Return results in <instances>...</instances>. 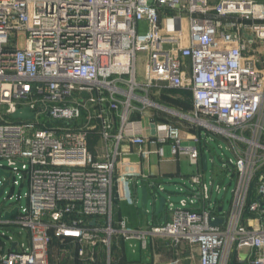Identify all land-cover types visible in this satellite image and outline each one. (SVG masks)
<instances>
[{"label": "built area", "instance_id": "2783aa9c", "mask_svg": "<svg viewBox=\"0 0 264 264\" xmlns=\"http://www.w3.org/2000/svg\"><path fill=\"white\" fill-rule=\"evenodd\" d=\"M152 89L191 91V110L159 104ZM23 107L34 119L11 121ZM152 109L178 115L186 129L133 119ZM210 134L235 156L223 162L235 177L227 211L204 179ZM93 135L105 143L100 158L89 147ZM166 149L198 170L191 193L166 197L163 222L147 230L115 221L119 202L135 205L137 180L148 177L126 157L161 162ZM0 160L10 174L2 187L14 188L19 172L29 184L26 208L0 204V264H52L53 241L67 239L81 264H112L117 235L144 246L147 235L186 243L199 264H231L234 254L241 264H264V3L0 0ZM150 189L155 199L165 191L154 182ZM10 227H20L17 240Z\"/></svg>", "mask_w": 264, "mask_h": 264}, {"label": "crops", "instance_id": "0c3cea01", "mask_svg": "<svg viewBox=\"0 0 264 264\" xmlns=\"http://www.w3.org/2000/svg\"><path fill=\"white\" fill-rule=\"evenodd\" d=\"M213 2L215 0H212ZM261 3H264V0H257ZM152 98L157 101L159 104L171 108L174 111H182L188 113L191 108L182 110L177 108L178 105L183 106L184 103L192 104V92L188 90H173V89H163V90H154L151 91ZM164 103H162V102ZM143 118L145 124L150 123L151 121L163 123V122H172L183 126V129H186L184 126V121L178 115H173L172 113H167L164 111L151 110V114L142 117L139 114H134L133 119ZM118 131V126L115 124L114 132ZM109 149L114 147L113 141L109 142ZM89 147L91 152L96 157H101L105 152V143L99 135H93L89 139ZM167 159L164 161H159V158L156 155H152L148 160H144L137 156L135 153L128 155L126 158L134 162L135 167H138L146 173L148 177L146 179H138L134 187V195L136 199L135 205H129L124 201H120L118 208L115 213V221H124L127 228L134 230H147L146 228H133L128 226L127 218H124L122 215V205L125 204L129 207L133 206L137 209L139 203V188H147L148 193L150 194V183L154 182L157 184H163L164 181L170 180L172 177L180 175V161H174L171 159L169 150L166 149ZM163 163H167L164 167ZM175 166V167H172ZM166 192V189L165 191ZM142 199V191H141ZM131 207V208H133ZM163 214L156 215L152 220V224H159L163 222ZM135 238L136 244L132 248V254L136 256L128 257L125 249V243L130 241L129 239H124L121 235H117L113 241V253H112V264H191L192 251L186 243H182L180 246L175 247L171 240L163 237H155L147 235L144 246L143 240L137 237ZM199 262V261H198Z\"/></svg>", "mask_w": 264, "mask_h": 264}, {"label": "rangeland", "instance_id": "374dc122", "mask_svg": "<svg viewBox=\"0 0 264 264\" xmlns=\"http://www.w3.org/2000/svg\"><path fill=\"white\" fill-rule=\"evenodd\" d=\"M148 29L147 22L142 21L139 22L138 31L140 33H145ZM24 42V37L20 38V45ZM137 69L139 74H143L145 69V62H144V54L138 53L137 57ZM205 130L203 129V134ZM205 139V134H204ZM208 146L205 148V154L208 158V169L203 171L204 179L206 184L209 187V190L212 192L211 194V201L217 202L220 204L223 202L224 210L227 211L230 206V201L232 197V190L235 185V177L232 171L228 167L223 166V162L227 161L228 158H232L235 160V156L229 150L228 144L222 140L220 137L215 135H208ZM5 160H0V165H5ZM164 167H166L167 163H163ZM172 167H175L172 165ZM198 170L195 166H193L187 158H182L180 161V175L172 177L170 180L164 181L162 186L166 189V192H159V189L156 190L157 195H163L165 197L171 198L172 201L178 202L182 198L188 197V194L194 188L193 183L191 182V175L196 174ZM17 184L12 188V185L6 187L4 194L0 197V204L4 208L13 207H21L26 208L28 199L27 194L29 191V184L26 179H24L23 172H19L16 175ZM221 182V191L217 192V185ZM2 187V181L0 179V189ZM180 189L183 190L184 193H178ZM141 191L142 188H139V203L137 205V209L131 208L125 204L122 205V215L124 218L128 220V226L133 228H140L144 229L148 226L153 225L152 220L154 218V214L158 209V202L154 198L152 192L149 194L148 203L146 205L147 215H145L141 208ZM8 230V231H6ZM5 232H7L8 236L14 237L17 240L16 232L20 230V227H10L6 228ZM24 239H26V232H24ZM1 240H5L8 242V247L11 245V242L6 237L1 238ZM130 241L125 243V249L128 257L136 256L132 254V248L134 244H136L135 238H130ZM6 247V250L7 248ZM112 249V253H113ZM57 251L54 250L52 252V257L55 258L57 256ZM113 258V256H112ZM103 264H106L104 262ZM191 264H199L198 262V255L196 251L192 252Z\"/></svg>", "mask_w": 264, "mask_h": 264}, {"label": "water", "instance_id": "95a60500", "mask_svg": "<svg viewBox=\"0 0 264 264\" xmlns=\"http://www.w3.org/2000/svg\"><path fill=\"white\" fill-rule=\"evenodd\" d=\"M87 96V95H85ZM10 117L13 120H32L35 117V113L31 112L30 109L28 107H23V108H19L17 109L15 112L10 114ZM154 133V131H153ZM202 161H203V169L204 171H206L208 169V165H207V156L204 154L202 156ZM4 176V177H9L10 174L8 172L3 171L2 169L0 170V177ZM8 185V181L5 182L4 186L0 189V197L3 194L4 191V187H6ZM148 199H149V193L147 188H143L142 189V199H141V208L142 211L145 215H147V210H146V205L148 203ZM157 202H158V209L155 212L156 215L162 214L165 211V203H166V197L163 195H158L157 196ZM17 211V209H14L12 212H9L6 214V217L9 218L10 216H12L13 214H15ZM221 211V209H220ZM222 222V219L219 218L217 221L211 222L212 226H217L218 224H220Z\"/></svg>", "mask_w": 264, "mask_h": 264}, {"label": "trees", "instance_id": "16d2710c", "mask_svg": "<svg viewBox=\"0 0 264 264\" xmlns=\"http://www.w3.org/2000/svg\"><path fill=\"white\" fill-rule=\"evenodd\" d=\"M175 106H177V108L178 107L181 108L182 110H186L188 108H191L192 104L184 103V105L181 106L176 103ZM10 120L14 121L13 119ZM54 250H56L58 254L55 258L51 256L52 264H81V262H79V260L76 257L75 244L71 240L67 239L63 243L54 240L52 245V252ZM231 264H241L240 262L237 261L236 254L233 255Z\"/></svg>", "mask_w": 264, "mask_h": 264}]
</instances>
